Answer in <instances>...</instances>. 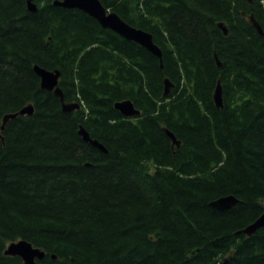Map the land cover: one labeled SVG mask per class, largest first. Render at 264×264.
<instances>
[{
  "label": "trees",
  "instance_id": "16d2710c",
  "mask_svg": "<svg viewBox=\"0 0 264 264\" xmlns=\"http://www.w3.org/2000/svg\"><path fill=\"white\" fill-rule=\"evenodd\" d=\"M28 1L0 0V127L34 106L1 133L0 264H24L5 255L19 240L38 264H264V228L237 235L264 212V36L248 19L264 31V0H100L153 35L163 68L78 9ZM35 66L81 109L64 112ZM126 100L140 117L115 109Z\"/></svg>",
  "mask_w": 264,
  "mask_h": 264
},
{
  "label": "water",
  "instance_id": "95a60500",
  "mask_svg": "<svg viewBox=\"0 0 264 264\" xmlns=\"http://www.w3.org/2000/svg\"><path fill=\"white\" fill-rule=\"evenodd\" d=\"M54 5L69 10L78 9L83 13L89 15L90 17L94 18L103 29H109L125 40L134 42L149 51L161 61V67L163 68V52L160 47L155 44L153 35L149 32L130 25L116 12H113L110 9L106 8L100 0H56L54 2ZM28 7L31 12H36L38 9L37 5L31 0L28 1ZM244 15L246 14L244 13ZM249 22L260 35L264 36V31L261 25L253 15L249 16ZM218 26L225 35L228 34L227 25L225 23H219ZM220 65V62L218 61V66ZM35 72L40 78L41 88L49 92H53L55 97L59 100L64 112L69 113L81 109V105L78 102H66L65 95L60 87V71H50L39 66H35ZM164 85V97H169L172 90L175 88V84L167 78L164 81ZM214 101L217 108L224 109L223 89L220 81L218 82L214 92ZM115 109L118 110L126 118L141 116V111H139L130 100L116 103ZM33 114L34 106L32 104L27 105L18 112L6 114L2 118L0 138L4 141L1 133L5 131L6 126L12 120L17 119L20 116H32ZM165 133L172 141L173 146H176L177 148L180 147V141L177 140L176 136L171 131L165 129ZM79 136L84 142L89 143L101 152L108 153V150L105 148V146L102 145L98 140L93 139L83 126L80 127ZM238 203L239 200L235 196L229 195L213 201L211 203V207L223 212L234 208ZM261 228H264V212L254 223L237 232V235L243 234L251 237ZM5 255L10 257H20L23 260L24 264H38L37 261H42L46 257V253L42 249L34 247L33 244L29 243L26 240H19L10 243L5 250ZM53 259H56V256H53Z\"/></svg>",
  "mask_w": 264,
  "mask_h": 264
},
{
  "label": "flooded vegetation",
  "instance_id": "af4514ba",
  "mask_svg": "<svg viewBox=\"0 0 264 264\" xmlns=\"http://www.w3.org/2000/svg\"><path fill=\"white\" fill-rule=\"evenodd\" d=\"M250 3H253V1L252 0H248ZM89 16V15H88ZM244 16H246V15H244ZM94 19V18H93Z\"/></svg>",
  "mask_w": 264,
  "mask_h": 264
}]
</instances>
